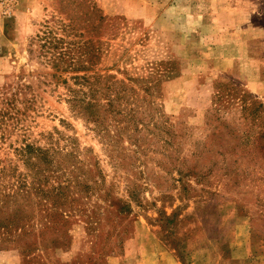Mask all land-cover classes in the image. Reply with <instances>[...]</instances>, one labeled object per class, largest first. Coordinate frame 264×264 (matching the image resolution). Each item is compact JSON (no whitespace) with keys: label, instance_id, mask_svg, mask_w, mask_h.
<instances>
[{"label":"rangeland","instance_id":"374dc122","mask_svg":"<svg viewBox=\"0 0 264 264\" xmlns=\"http://www.w3.org/2000/svg\"><path fill=\"white\" fill-rule=\"evenodd\" d=\"M149 260L264 264V0H0V264Z\"/></svg>","mask_w":264,"mask_h":264},{"label":"trees","instance_id":"16d2710c","mask_svg":"<svg viewBox=\"0 0 264 264\" xmlns=\"http://www.w3.org/2000/svg\"><path fill=\"white\" fill-rule=\"evenodd\" d=\"M80 78V77H77ZM95 96V91L92 90L91 97L93 98ZM85 99L81 102V98L78 95H75L73 98V106L75 109H77L80 113H85L92 117L91 119L94 121H99L98 113L94 111V104L92 102H87L86 104H83ZM31 148V147H30ZM41 150V149H40ZM27 150H24V152ZM37 154L42 153V151H35Z\"/></svg>","mask_w":264,"mask_h":264},{"label":"crops","instance_id":"0c3cea01","mask_svg":"<svg viewBox=\"0 0 264 264\" xmlns=\"http://www.w3.org/2000/svg\"><path fill=\"white\" fill-rule=\"evenodd\" d=\"M148 262V264H155V263H150L151 262V260H149V261H147Z\"/></svg>","mask_w":264,"mask_h":264}]
</instances>
